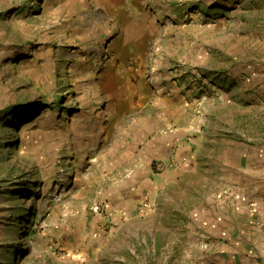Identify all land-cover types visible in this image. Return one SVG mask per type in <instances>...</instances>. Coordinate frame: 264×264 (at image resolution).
<instances>
[{"label":"rangeland","instance_id":"374dc122","mask_svg":"<svg viewBox=\"0 0 264 264\" xmlns=\"http://www.w3.org/2000/svg\"><path fill=\"white\" fill-rule=\"evenodd\" d=\"M257 143L264 0H0V264H264L207 199Z\"/></svg>","mask_w":264,"mask_h":264},{"label":"crops","instance_id":"0c3cea01","mask_svg":"<svg viewBox=\"0 0 264 264\" xmlns=\"http://www.w3.org/2000/svg\"><path fill=\"white\" fill-rule=\"evenodd\" d=\"M183 134L184 132H176L159 142H151L158 143L151 146L153 157H163L164 150L177 143L178 147L175 153L168 160L188 162L189 158L188 155H185V151L192 149L195 142L194 139H191L190 142H184L187 138ZM166 158H168V155H166ZM168 160L163 161L166 168L172 166ZM227 162L229 163V160ZM231 163L233 167L230 170L226 169L224 172L227 176L225 181H222L220 186L213 189V192L207 197L214 206V209H211V227L209 230L214 238H221L222 236L229 238L230 244H226L227 249L228 247L231 250L242 249L249 246L246 244L247 242L251 244L257 242L256 247H260L264 255V144L257 143L256 146L247 144L235 163L233 161ZM181 166H184V164H181ZM181 172H183V168ZM155 175L149 173V176L144 177L139 174L138 170L129 178L126 187L119 186L118 193L133 191L136 198L146 197L148 196V189L146 188L153 185L157 188H163L170 180L169 176H163V181L158 182ZM175 179H179L177 175ZM118 209V212L122 210L120 207ZM255 223L257 225H253ZM245 228H248V230ZM261 262L264 263V258L261 259Z\"/></svg>","mask_w":264,"mask_h":264},{"label":"trees","instance_id":"16d2710c","mask_svg":"<svg viewBox=\"0 0 264 264\" xmlns=\"http://www.w3.org/2000/svg\"><path fill=\"white\" fill-rule=\"evenodd\" d=\"M28 212L30 213V215H31V214L33 215L34 209L30 208V209H28ZM25 220H26L27 223H28V221L30 220V218H29V217H25Z\"/></svg>","mask_w":264,"mask_h":264},{"label":"built area","instance_id":"2783aa9c","mask_svg":"<svg viewBox=\"0 0 264 264\" xmlns=\"http://www.w3.org/2000/svg\"><path fill=\"white\" fill-rule=\"evenodd\" d=\"M202 246H203V247H207V246H206V244H204V243H203V245H202Z\"/></svg>","mask_w":264,"mask_h":264}]
</instances>
